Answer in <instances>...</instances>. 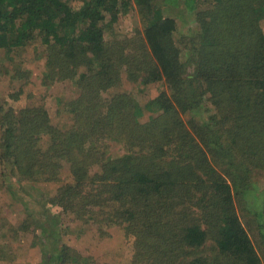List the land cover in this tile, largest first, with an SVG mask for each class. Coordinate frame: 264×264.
I'll use <instances>...</instances> for the list:
<instances>
[{
  "label": "trees",
  "instance_id": "trees-1",
  "mask_svg": "<svg viewBox=\"0 0 264 264\" xmlns=\"http://www.w3.org/2000/svg\"><path fill=\"white\" fill-rule=\"evenodd\" d=\"M68 1L0 0V48L21 50L41 39L42 44L56 48L58 55L66 49L68 61L79 57L81 62L69 69L65 79L76 75L83 92L65 104L62 113L71 119L60 129L44 108L20 115L21 135L16 141L11 138L14 131H10L8 144L3 146L8 154L0 163V177H7L3 169H11L19 183L36 184L42 180L59 182L60 173H69L73 181L57 189L53 204L86 217L108 215L109 208L110 222L120 225L134 223L138 215L147 228L168 226L169 236H162V241L169 242L163 251V264H210L201 251L208 243L213 225L210 218L215 211L223 222L215 240L218 256L228 264H262L233 207V193L249 190V186H241L237 177L228 180L230 173H219L215 167L225 161L234 168L233 158L247 150L236 151L234 137L232 143L225 140L244 132L246 126L238 120L244 123L247 118L248 134H264V33L258 15L264 0H216L213 10L200 14L207 19L200 32L197 56L201 63L196 72L187 71L189 65L180 61L179 50L172 44L175 20L165 18L157 9L144 32L148 58L139 57L149 63H139V68L126 72L128 79L141 80V85L163 82L171 89V93L164 92L152 101L147 110L123 95L102 98L125 74L117 72L107 57L115 53L105 41V32L118 21L120 10L127 12L129 0H78L79 8ZM136 1L152 13L154 0ZM208 48L218 55L208 53ZM145 111L151 114L148 121L142 120ZM230 115L236 116L235 122ZM188 116L191 120L186 124L184 118ZM160 123L169 126L161 130ZM42 135L50 139L47 148L39 147ZM178 135L190 142V148L201 144L196 154L202 155L204 163L212 155L213 165L207 159L208 168L200 172L178 159L179 154L173 151ZM251 138L243 147L248 148ZM95 166L100 167L93 173ZM187 184L207 188L195 204H190L192 200L185 199V192L180 190ZM117 209H123V216ZM155 218L162 227L152 223ZM58 221L57 215L49 218V232L54 229L56 237L62 233L55 229L60 227ZM57 239L44 248L45 264H85L81 255Z\"/></svg>",
  "mask_w": 264,
  "mask_h": 264
},
{
  "label": "rangeland",
  "instance_id": "rangeland-1",
  "mask_svg": "<svg viewBox=\"0 0 264 264\" xmlns=\"http://www.w3.org/2000/svg\"><path fill=\"white\" fill-rule=\"evenodd\" d=\"M192 1L195 3V0H174V2L154 0L152 13H150L148 8L138 4L136 0H129L127 12L120 10L118 21L105 32V41L115 53L114 56L107 55L110 62L112 65L114 62L117 72L125 74L115 88L102 94L103 100H108L117 94L123 95L128 100H133L140 108L147 110L146 107L162 93H171L166 83L141 85L140 79L135 82L128 79L126 75L133 67L139 68V63L142 65L149 63L139 57L145 55L148 58L144 32L148 23L153 20L157 9H161L165 18L175 20L176 30L173 32L171 41L179 50L180 61L189 65L187 71L196 72L199 69L201 62L197 56V50H201L199 48L200 32L207 19L205 15L200 14L213 10L216 0H201L197 4H193ZM68 3L73 8L81 6L78 0H69ZM261 4L264 6V2ZM194 5L199 7L196 8ZM258 12L261 18L260 30L264 33V8L258 7ZM210 49L212 48H208V53L218 55L215 54V49ZM216 50L219 53L221 48ZM60 52L61 55H58L56 48L47 47L42 44L41 39H37L21 50L8 51L0 48V163L8 154L3 146L8 144L6 139L10 137V131H14L11 138L16 141L21 135L19 117L24 111L46 109L52 124L59 129L63 124H68L71 119L69 115L62 113L64 106L80 98L83 92L79 88V78L76 75H71L67 79L65 76L69 69L79 64L81 60L76 57L70 62L64 56L66 49H61ZM193 89L197 90V87ZM207 108H210V105ZM150 116L151 114L145 111V117L142 120L148 121ZM152 116L156 117V114ZM235 117L230 115L232 122H235ZM184 120L187 124L191 116ZM196 120L199 121V118ZM238 122L245 124L244 132L228 136L225 140H230L232 143L231 137H234L237 141L236 148L233 145L234 149L240 152L247 150L243 152L244 154H238L239 156L233 158L234 168L220 160L215 169L219 173L222 171L230 173L227 176L228 180L237 177L241 186H249V190L242 189L233 193V207L248 230L264 264V134L257 133L259 131L248 134L250 128L246 125L249 123L247 118L244 119V123L242 120ZM160 124L161 130L169 126V123ZM158 126L153 125L152 128ZM16 128L19 130H15ZM242 131L243 129L238 132ZM175 133L170 136L171 139ZM250 136L252 138L248 148L243 147L244 141ZM49 142V137L42 135L39 147L47 148ZM174 143H177V146L173 151L179 154L177 158L183 163L187 161L192 167H197L200 172L208 168L207 159L213 165L212 155H208L204 163L200 159L201 154H196L202 147L201 144L199 148L198 146L190 148V142L180 135ZM99 167L95 166L93 173L98 171ZM3 172L8 178L0 177V264H45L46 249L44 248L55 238H58L59 243L66 245L73 253L81 255V259L86 260L85 264H158L162 262L164 248L169 244L168 241H162V236L165 237V234L169 236L168 226L162 229L147 228V224L143 226L138 215L134 223L129 222L124 225H120L121 222L111 223L112 209L109 208L106 209V212H109L108 215L104 213L89 215V217L64 211L63 208L53 204L52 200L55 199L57 189L61 185L73 181L69 173H60L59 182L42 180L36 184L26 182L21 184L15 178L18 176L13 175L11 169H3ZM187 186L186 188L181 186L180 190L185 192V199L192 200L193 203L190 202V204H195L207 190L203 184H199L198 189L191 188L190 184ZM170 194L175 196L174 191ZM179 210L182 214L181 208ZM117 212L122 216L124 214L123 209H117ZM54 215L59 217L60 226L55 229L62 232L58 234V237L54 229L53 233L49 232V218ZM114 216L119 215L115 212ZM181 217L179 215L178 220ZM187 218L194 221L190 215H187ZM161 219L165 221L166 217ZM210 222L213 225L211 228L207 225L210 232L209 239L201 255L208 258L210 264H228L223 256L222 258L218 256L216 249L215 240L219 238L223 222L217 217L215 211ZM152 223L163 226L162 222L157 221L156 218L152 220ZM188 260L190 257L186 258V261Z\"/></svg>",
  "mask_w": 264,
  "mask_h": 264
}]
</instances>
